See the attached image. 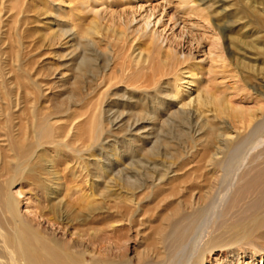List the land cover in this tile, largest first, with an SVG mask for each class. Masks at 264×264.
Segmentation results:
<instances>
[{
  "label": "bare ground",
  "instance_id": "6f19581e",
  "mask_svg": "<svg viewBox=\"0 0 264 264\" xmlns=\"http://www.w3.org/2000/svg\"><path fill=\"white\" fill-rule=\"evenodd\" d=\"M68 1L0 0V264H255L258 253L241 246L255 250L252 241L264 237V100L246 109L203 87L200 62L179 42L189 38L184 16L203 11L193 0H162L158 9L156 0H85L83 25L73 19L69 30H53L60 22L52 7L65 19L66 12H78ZM33 21L39 30L30 27ZM10 31L18 48L14 69L23 71L47 43L72 57L75 74L62 77L82 82L88 75L96 82L85 93L70 91L68 125L53 122L47 99L42 110L43 83L31 74L19 92L5 91L9 44L2 36ZM218 47L217 58L227 68L219 40ZM120 85L139 89L144 109L127 111L123 104L131 98L118 95ZM164 105L175 108L170 113L179 123L187 114L194 117L204 145L192 138L187 159L173 151L175 176L162 175L152 189L119 176L99 193L96 180L108 170L85 157L94 156L108 124L122 133L146 130L156 120L150 112L159 115ZM223 118L229 127H222ZM161 143L155 141L146 155L153 158ZM196 156L204 164L188 182L191 170L184 171V162ZM47 191L58 204L46 206ZM151 222L157 225L143 233L140 227ZM132 231L146 243L135 257L127 249Z\"/></svg>",
  "mask_w": 264,
  "mask_h": 264
},
{
  "label": "rangeland",
  "instance_id": "374dc122",
  "mask_svg": "<svg viewBox=\"0 0 264 264\" xmlns=\"http://www.w3.org/2000/svg\"><path fill=\"white\" fill-rule=\"evenodd\" d=\"M83 1L85 0L68 1L78 9V12L73 11L68 15L66 12L67 19L58 17L60 15L58 7H52V13L56 17L57 23H62H58L56 27L52 26V29L67 31L71 27L68 22H71L73 19L75 25H83V21L87 18L86 13L80 15V12L83 11L81 5ZM224 1L226 2L223 3L220 0H193L195 6H198L200 11L203 12L184 16L183 21H185V32L189 33V38L184 37L183 41L179 42L182 51L187 54L189 53L191 55L190 57L195 59V63L200 62L199 65L204 72V76L201 79L203 87L216 93L223 99L230 100L233 104L242 102L240 105L243 104L246 109L256 108V106H258L257 103H259L261 99L264 100V0ZM161 2L162 0H156L152 3V6L158 9ZM177 3V1H174L171 8L173 6L176 7ZM64 8L67 9V6H64ZM222 9H226L227 11H223ZM256 11L257 15L255 17L254 13ZM72 14L78 15L77 17L70 19ZM78 17L81 19L80 21L77 20ZM38 21H41V19ZM164 22H167V18ZM10 27H14V25H10ZM30 27L39 30L41 25L33 21ZM161 29L162 28H160V30ZM169 30L170 26L167 29V34H171ZM177 33H179V30L176 29L175 34ZM2 37H4V42L9 44V48H6V52L8 53V55H6L8 62L6 63H8V65L5 64L4 67H2V71L6 69L7 73L10 72V75L6 76L8 77L7 81H3L5 83V91L10 94H15L16 91L19 92V87L22 89V85L26 86V82L28 81L25 74H31L32 79L37 80L38 83H43L41 87H43L42 90L44 91L45 97H42L39 101L42 110L45 109L44 100L47 99L49 104L47 107L53 110V122L57 123L59 126L68 125L69 117H66V112L70 108V91L76 89L75 91L78 92V95L81 91L85 93L87 92L85 91L87 87L89 88L92 86L91 88H94L96 82L91 81L88 75L83 78L82 82H69L67 80L69 78L68 76H66V78L62 77L63 72L74 76L75 71L73 69L74 64L72 57L68 55L64 48H50L47 43H45V46L40 50L44 54L39 56V52L35 51L34 54L36 57H33L23 65V71L14 69L13 62L16 61L18 55V48H15L16 37L14 34H11V31L6 35L4 34ZM217 39L219 40V46H221L227 59V68H223L217 58V53L219 51ZM194 62L193 66L195 65ZM165 83L167 82L163 81L160 84V89L165 88ZM127 89H129L128 91H132V93L129 94ZM116 91L121 98L126 95L131 98L123 104L125 105L124 108L130 113H137L144 109L143 101L140 100L142 92L139 89L131 88L128 85H120ZM174 109L175 108L172 107V110ZM170 111L169 107L165 105L159 115L155 114L156 112L151 111V116L156 118L155 122L154 120L150 122L149 127L146 130L137 132V129H134L130 134L122 133L121 130H117L119 125L118 127L113 128L108 124L110 132L104 135L101 143H99L96 148L94 156L87 155L85 157L88 163L94 164L99 161L108 170L107 175H100L99 180H96L99 193L105 192L107 189L106 187L115 185L113 180L120 177L132 183L136 182V187L140 188L145 186V188L152 189L159 183V177L162 175L167 176V178L175 176V170H177V167H172V162L175 163V160L172 157L173 151L176 153L177 157L180 156L187 159L188 153L192 151V138L193 140L195 138L194 141L198 142V144L204 145L205 139H203L204 141H199L201 139L199 133L201 132L197 130L200 127L197 125L196 119L194 117L191 119L187 114L184 123H182L183 121L179 123L174 120L175 117ZM124 119L125 121H128L127 117ZM223 120L225 123L222 127H229V119L223 118ZM125 121L123 120L122 123ZM167 123H170L169 126ZM185 124L188 127L185 126ZM184 126L186 128H184ZM65 131L66 129L62 130V132ZM169 131L175 134V136L169 133ZM131 138L134 139L135 143H130L129 139ZM155 141L162 142L160 144L161 148L153 158H150L146 155L145 150L154 147ZM130 144H133V146ZM202 145L199 146V148L202 149ZM113 150L116 153L115 157L112 156L111 153L114 152ZM179 160L181 162L183 159ZM199 161L200 160L196 156L195 158L184 162L187 166L184 171L191 170L189 175H187L190 177H187L188 182L191 178H194V174L197 175L196 169L204 164ZM168 168H170V170H168ZM182 172L180 175H182ZM252 173L254 174V172ZM199 176L203 177L201 174H199ZM210 176H212V174L207 176V183L212 182L214 178L212 176L210 180ZM207 183L206 185H208ZM16 191H19L18 184L15 187V192ZM51 193L52 191H47L45 198L47 200L46 206L49 207L58 204V200L54 201ZM154 224L157 225L155 222H151V224H146L151 227L149 226L147 228L144 225L140 228L143 233L148 232V234H150L152 232L151 228L155 226ZM218 230L215 232L216 236L220 234L221 230ZM134 232L132 231L133 237L136 236V233ZM138 240H140V237H134L128 242L127 249L131 257H135L136 253L142 250L144 244H146L145 242L141 243V241L139 242ZM253 241L252 243L255 245V250L251 249L250 244L241 246V249L246 253L256 251L258 254L255 261L256 263H254L260 264V259L264 256V237L262 235V238H255V241ZM222 260L223 259H220L221 262ZM241 261L238 262V264H246L249 260H246L247 262Z\"/></svg>",
  "mask_w": 264,
  "mask_h": 264
}]
</instances>
